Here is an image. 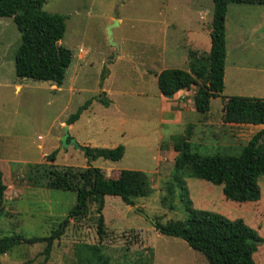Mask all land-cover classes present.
Segmentation results:
<instances>
[{
    "label": "rangeland",
    "instance_id": "obj_1",
    "mask_svg": "<svg viewBox=\"0 0 264 264\" xmlns=\"http://www.w3.org/2000/svg\"><path fill=\"white\" fill-rule=\"evenodd\" d=\"M212 8V0H46L42 11L65 17L59 45L71 52L58 90L51 82L16 78L13 56L20 33L12 19L0 18V169L8 188L0 209V237H49L75 205L73 192L46 188L44 180L30 181V169L37 165L85 168L90 164L106 178H116L119 170L144 171L152 187L148 198L132 199L130 206L118 197L90 199L86 218L70 219L48 255L46 243H21L0 255V264H75L76 245L99 243L96 226L101 202L106 233L100 244L109 264H208L184 241L155 230V221L161 225L184 221L186 199L193 209L240 218L256 230L263 243L253 259L264 264V176L259 179V202L235 203L224 199L221 186L193 178L181 180L186 189L182 198L183 191L172 177V151L170 158L163 155L164 162L156 168V145L162 153L167 151L172 137L185 135L189 125L191 151L203 156H237L263 130L224 124L221 116L225 97L264 98V5L256 4L227 7L224 87L220 97L211 100L210 113H188L181 126L158 128L156 76L177 65L179 52L172 47L178 43L187 56L190 52L207 56ZM110 25L118 49L108 42ZM188 41L197 48L185 46ZM18 82L22 88L15 92ZM103 91L109 108L92 101L90 113H82L70 138L77 144L86 139L107 148L123 146L124 155L117 162L89 161L74 144L60 148L67 117ZM159 132L163 139L157 138L155 145ZM43 151L46 155L55 151V160L48 162L45 155L41 163ZM33 174L38 179L42 170Z\"/></svg>",
    "mask_w": 264,
    "mask_h": 264
},
{
    "label": "trees",
    "instance_id": "obj_2",
    "mask_svg": "<svg viewBox=\"0 0 264 264\" xmlns=\"http://www.w3.org/2000/svg\"><path fill=\"white\" fill-rule=\"evenodd\" d=\"M46 0H0V18H10L20 33L19 46L13 61L14 72L18 79H31L51 82L60 87L65 72L71 63V52L59 45L65 33V17L42 11ZM229 4L264 5V0H212V18L210 48L207 56L195 52L188 53V70L168 68L156 76L159 93L171 98L181 90L195 87L192 97L196 112L206 114L212 99L220 97L226 58L225 18ZM104 79L105 72L102 73ZM96 100L105 108L109 100L104 92L91 98L69 115L66 125L76 122L82 112ZM222 121L225 124L264 125V98L228 96L223 100ZM191 126L185 135L172 138V147L177 153L174 159L173 180L186 194L183 178L199 179L222 187L225 200L235 203H257L261 199L259 179L264 176V129L256 133L242 147L237 156L200 155L191 151L189 138ZM88 158L119 161L124 155V147L82 148ZM56 152L46 155L48 162L55 160ZM89 160V158H88ZM31 168V167H30ZM30 181L38 180L52 190L71 191L75 194V205L68 212L58 230L45 238L0 237V255H5L18 245L46 243L44 253L49 254L54 240L63 234L70 219L82 220L88 214V202L92 198L104 200L106 196L118 197L122 204L131 205V200L148 198L152 187L148 177L137 170H121L116 178H106L101 169L90 164L85 168L56 167L37 165L30 169ZM42 170L38 179L36 173ZM6 186L0 171V209ZM102 203L97 209L98 220L96 235L97 245L78 244L75 246V264H109V258L103 255L101 240L105 237ZM190 200L185 204L188 216L181 222L161 225L154 223L160 234L184 241L188 247L201 253L208 264H256L253 256L262 245L263 239L256 230L249 227L242 219H227L224 216L190 207ZM151 252V250H148ZM146 262H149L147 260Z\"/></svg>",
    "mask_w": 264,
    "mask_h": 264
},
{
    "label": "crops",
    "instance_id": "obj_3",
    "mask_svg": "<svg viewBox=\"0 0 264 264\" xmlns=\"http://www.w3.org/2000/svg\"><path fill=\"white\" fill-rule=\"evenodd\" d=\"M207 40L210 41L209 35L207 37ZM187 43L188 44H186L185 46L190 45L193 48H197V45L198 44L194 43L193 41H188ZM178 44H177V46H173L172 47V48H174L173 51H175L177 53L179 52V54L175 57L176 58V61H177L175 64H177L176 66H183L182 70L183 69L188 70V56H187L186 50L184 51V49H183L185 47L182 44H179V45ZM209 48H210V43L207 44V49L209 50ZM163 54H164V51H163ZM179 61H181V64H178ZM176 66L173 67V68H178L179 69V67H176ZM166 69H168V68H166ZM155 81H156V79H155ZM53 85H52V87L54 88L55 85L54 86ZM14 87H15V92H17V91H19L22 88V85H21L20 82H18V83H15ZM58 89H59V87L56 88V90H58ZM194 92L195 91H193L192 88H190L189 90H181V91L177 92L171 98H165L158 91V94L156 96V98L159 101L158 128L161 129L163 125H167L169 127L178 126V125L181 126L182 125V122H183L184 115H185V118H186V115L188 113L190 114V113H194L196 111L195 108H194V105H193V101H192V97L194 95ZM105 96H106V94H105ZM162 104H167L168 107L167 108H162ZM186 104H188V106H185ZM210 104H211V102H210ZM91 105H92V103H91ZM90 106L86 110H84L83 112L90 113V111H89ZM109 106H110V103H109L108 107H106V108H109ZM209 111H210V109H209ZM209 111L207 112L208 114L210 113ZM81 115H80V117H81ZM208 116L209 115H207L205 117H208ZM221 116H223V108H222ZM80 117H79V119L76 122H74L73 124H71V125L68 126V134H69L68 139H70V137L73 135V133H71V131L74 129L75 123H77L80 120ZM88 123L90 124V122H88ZM184 123H189V122L184 121ZM222 123H223V121H222ZM194 124H196V123H194ZM235 125H237V124H235ZM244 126L252 127L251 125H244ZM254 127L255 128L256 127H260V128H263L264 129V125H258V126L255 125ZM162 134H163L162 132H159V134L155 138V145L157 144V141H156L157 138H159V142L163 139V135ZM72 137H74V136H72ZM172 138H174V137H172ZM78 144L82 148H85V147H90V148H107V147H104V146H99L98 144L90 143V141H87L86 139H84L82 141H78ZM158 146L159 145H156V148H155L156 156H157V166H156V168L159 167L162 162H164L163 160H165V158H163V155H164V157H167V158L169 157L170 158L171 157V155H170V152L171 151H172V154H174V156H173L174 159H175V157L177 155V153L174 151V149H173L172 146H170V148L167 151L164 150L163 153L159 149ZM38 149L41 150L42 149V146L41 145H38ZM45 155H46V152L43 151V153H41V156H42L41 163L42 162L44 163V161H45L44 160V156ZM99 159H101V158H99ZM0 171H1V169H0ZM119 171H121V170H119ZM140 172H143L144 174L147 175V173L144 172V171H140ZM1 173H2V171H1ZM2 178H3V173H2ZM3 183H4V180H3ZM7 189L8 188L6 187L5 195H6ZM5 198H6V196H5Z\"/></svg>",
    "mask_w": 264,
    "mask_h": 264
},
{
    "label": "water",
    "instance_id": "obj_4",
    "mask_svg": "<svg viewBox=\"0 0 264 264\" xmlns=\"http://www.w3.org/2000/svg\"><path fill=\"white\" fill-rule=\"evenodd\" d=\"M113 27V25H110L107 29V36H108V42L110 45H112L114 48L118 49L117 44H115L112 40V32H111V28ZM69 134H68V125L64 126V132H63V136L60 138V148H65L67 147L69 144H74L75 147H77L78 150H82V147L80 145H78L76 143V141L74 139H68ZM89 161H93V157L89 156Z\"/></svg>",
    "mask_w": 264,
    "mask_h": 264
}]
</instances>
